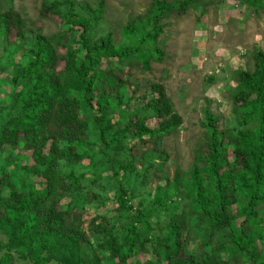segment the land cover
<instances>
[{
    "label": "trees",
    "instance_id": "obj_1",
    "mask_svg": "<svg viewBox=\"0 0 264 264\" xmlns=\"http://www.w3.org/2000/svg\"><path fill=\"white\" fill-rule=\"evenodd\" d=\"M240 1L264 9V0ZM72 4H45L42 17L58 15L65 30L50 36L38 32L29 39L20 14L0 12V40L18 45L27 55L8 79L15 91L4 119L0 109V155L14 157L28 178L23 191L6 173L0 179V236L6 238H0V252H5L0 264H13L16 257L30 264H141L137 257L145 254L154 259L143 264H264V52L253 48L252 70L235 74L230 98L240 127L230 131L208 105L205 134L194 148L192 168L178 172L170 184L165 181L174 191L160 189L152 207L143 210L125 181L117 178L127 180L137 164L151 163L154 156L139 147L152 145L156 158L166 161L167 155L158 149L161 139L177 131L182 119L165 88L153 84L145 106L157 125L147 127L146 118L129 108L127 95L137 86L124 69L138 65L149 70L152 61H162V21L206 4L153 0L142 16L127 23L122 33L128 43L119 46L111 34L97 40L88 35L102 14V3L90 17L75 14ZM66 6L69 10L63 12ZM102 59L107 61L104 69ZM89 144L114 174L119 187L116 210L125 216L120 227L111 216L91 218L88 230L98 248L83 231L89 202L72 198L66 206L61 204L76 193L62 163L79 165L88 158ZM184 195L190 199L188 209L156 229V202L162 199L165 204L170 198L176 207ZM191 230L194 238L199 233L196 250L188 248Z\"/></svg>",
    "mask_w": 264,
    "mask_h": 264
},
{
    "label": "rangeland",
    "instance_id": "obj_2",
    "mask_svg": "<svg viewBox=\"0 0 264 264\" xmlns=\"http://www.w3.org/2000/svg\"><path fill=\"white\" fill-rule=\"evenodd\" d=\"M60 0H0V12L12 10L25 20L28 30L26 39L36 33L46 36L54 35L65 30L58 15L47 14L42 17L41 10L45 4ZM153 0H73L72 10L75 14L90 17L96 13L100 3L103 5L102 14L94 21L88 35L97 40L107 34L112 35L113 44L119 46L127 44L123 36V29L129 21L142 16L150 7ZM168 2L178 0H167ZM206 5H196L189 8L183 16L170 15L162 21L165 24L163 34L159 37L158 46L162 50V61L150 63L146 70L135 65L132 69H124L129 73L137 86L135 93H129V108L140 117L146 118V125L155 128L157 123L153 118V111L148 110L146 102L151 98V86L161 84L170 98L175 112L182 119L181 126L161 139L158 147L167 155L166 161L156 158L158 152L152 145L139 147L141 153L147 151L154 156L148 165L137 164L129 173L128 179L118 176V180L125 181L126 188L132 193L135 203L145 210L152 207L160 189L171 190L165 185L173 181L179 172L186 174L194 162V148L205 134V108L211 105L214 113L224 120L225 127L230 131L238 129L239 119L233 111L230 91L236 85L235 74L240 70H252L251 53L253 48L264 52V9H253L240 0H203ZM69 6L62 8L65 12ZM62 28V29H61ZM29 41V40H27ZM25 42V41H24ZM26 46V42L24 44ZM64 53V49H59ZM27 60L26 50L18 45L7 44L0 40V109L2 119L7 117L10 100L15 91L10 83L9 76L20 63ZM107 66L105 59L101 60V67ZM63 68L60 63L59 70ZM132 88L130 89V92ZM1 119V118H0ZM95 144L97 140L91 137ZM87 146L88 158L79 165L62 163V172L67 182L72 183L76 193L62 200L66 206L69 202L85 200L82 219L83 231L90 237L94 247L98 248L96 240L90 236L89 222L95 216H111L120 227L125 216L116 210L114 200L118 190V183L114 174L103 163L101 156ZM229 160H233V144H228ZM10 151H8L9 153ZM156 158V160H155ZM146 172L145 176L138 172ZM6 173L17 189H27V174L21 169V164L14 162V157L7 160L0 155V179ZM76 177L79 180H70ZM78 189V190H77ZM184 194V193H183ZM167 198V197H166ZM163 204L162 199L156 202L152 218L156 229H161L170 221V216L180 214L188 209L190 199L184 195L177 206H172L170 198ZM163 204V205H160ZM261 208H264L261 206ZM236 211H234L235 213ZM156 215V217H155ZM189 232L190 243L188 248L196 250L199 242V233ZM6 242L4 236H0ZM260 244V243H259ZM261 246V244L259 245ZM264 246L262 245V248ZM5 252H0V259ZM139 263L154 259L152 255H140ZM13 264H30L28 261L14 258ZM48 264H58L52 261Z\"/></svg>",
    "mask_w": 264,
    "mask_h": 264
}]
</instances>
